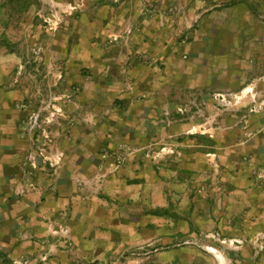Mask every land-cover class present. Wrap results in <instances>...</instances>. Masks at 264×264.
<instances>
[{
	"label": "crops",
	"instance_id": "crops-1",
	"mask_svg": "<svg viewBox=\"0 0 264 264\" xmlns=\"http://www.w3.org/2000/svg\"><path fill=\"white\" fill-rule=\"evenodd\" d=\"M143 5L35 8L56 12L35 49L63 60L73 92V112L37 135L23 54L0 46V264H264V26L233 6L234 48L221 30L184 50L163 36L177 20L160 28ZM228 55V81L197 80L224 75ZM165 146L177 153L156 161Z\"/></svg>",
	"mask_w": 264,
	"mask_h": 264
},
{
	"label": "rangeland",
	"instance_id": "rangeland-1",
	"mask_svg": "<svg viewBox=\"0 0 264 264\" xmlns=\"http://www.w3.org/2000/svg\"><path fill=\"white\" fill-rule=\"evenodd\" d=\"M112 0H95V2H110ZM115 2H143L144 11L150 15L161 14L165 23L160 28H169L168 16L177 20L176 33L174 36L166 32L167 45L171 42L177 46L187 48L203 49L216 46L218 41V31L226 30L227 45L235 47L239 40L236 34L239 32V24H236V16L230 8L239 7L241 12L251 9L257 15V21L264 26V0H113ZM41 2H61V0H0V46H17L22 52L21 62L23 67L18 72V76L26 85H31L32 103L30 106L31 118L29 123L33 124L32 130L37 135L42 131V125L48 124V119L53 122L59 116L60 121H64L65 116L73 112L71 100L73 92L71 86L68 87L64 81L66 78L65 69L61 66L63 60L57 56L48 58L35 47L41 46L37 33L39 25L44 24V17L56 14L52 10L46 9L39 13L37 8ZM17 3V6L15 4ZM27 7V8H26ZM52 8V7H51ZM58 11V9H57ZM227 11V12H226ZM236 11V10H235ZM40 19L41 22H37ZM167 19V20H166ZM46 24V23H45ZM154 29V23L150 24ZM246 31V29H243ZM250 30V28L248 29ZM205 32L212 34L205 35ZM30 34V36H29ZM252 34L254 30L252 29ZM171 36V37H170ZM251 36L242 35V45L246 49ZM212 44V45H213ZM213 45V46H214ZM36 51V52H35ZM216 62V61H215ZM218 65L217 62L215 63ZM226 72H210L206 70L196 72L197 80L210 78L211 80L228 81L227 71L234 68L235 59L233 55H228L225 63ZM56 65L58 67H56ZM216 73V74H215ZM219 73V74H218ZM205 74V75H204ZM210 75H213L212 77ZM216 92L215 94H217ZM227 99H231L233 94L225 92ZM214 95V92L212 93ZM216 96V95H215ZM57 97L63 98V103L57 101ZM179 107V114L185 113V102ZM82 107V106H81ZM183 110V111H182ZM81 109L77 104V117ZM57 115H53V114ZM55 119V120H56ZM67 121V120H66ZM55 122V121H54ZM57 123V122H56ZM177 153V152H176ZM175 154V153H174ZM173 155V154H171ZM167 155L163 160H167Z\"/></svg>",
	"mask_w": 264,
	"mask_h": 264
},
{
	"label": "built area",
	"instance_id": "built-area-1",
	"mask_svg": "<svg viewBox=\"0 0 264 264\" xmlns=\"http://www.w3.org/2000/svg\"><path fill=\"white\" fill-rule=\"evenodd\" d=\"M183 111V110H182ZM176 153V151L174 149H171V148H168V147H163L159 150V152L155 155V160L156 161H161L163 160L167 155H171V154H174ZM32 168L34 169H37L38 166L36 164H32ZM261 177L264 178V169L262 170L261 172ZM147 249L145 246H141V247H138V248H133V249H130V255H142V254H147ZM124 258V257H123ZM113 261V262H112ZM112 261H109V262H101L99 264H123V260H112Z\"/></svg>",
	"mask_w": 264,
	"mask_h": 264
}]
</instances>
